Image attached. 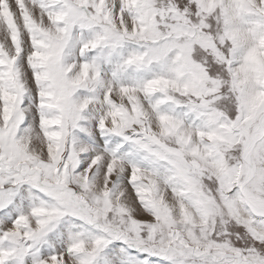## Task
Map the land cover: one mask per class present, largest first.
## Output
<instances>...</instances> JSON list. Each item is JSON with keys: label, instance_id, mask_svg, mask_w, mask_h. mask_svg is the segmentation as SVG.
Returning <instances> with one entry per match:
<instances>
[{"label": "snow or ice", "instance_id": "6c2138e0", "mask_svg": "<svg viewBox=\"0 0 264 264\" xmlns=\"http://www.w3.org/2000/svg\"><path fill=\"white\" fill-rule=\"evenodd\" d=\"M0 264H264V0H0Z\"/></svg>", "mask_w": 264, "mask_h": 264}]
</instances>
